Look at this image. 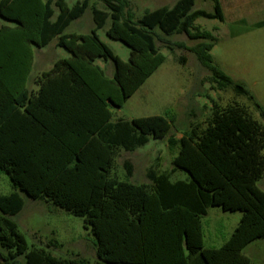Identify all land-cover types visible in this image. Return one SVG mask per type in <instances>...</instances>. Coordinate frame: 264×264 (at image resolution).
Returning a JSON list of instances; mask_svg holds the SVG:
<instances>
[{"label": "trees", "instance_id": "trees-1", "mask_svg": "<svg viewBox=\"0 0 264 264\" xmlns=\"http://www.w3.org/2000/svg\"><path fill=\"white\" fill-rule=\"evenodd\" d=\"M89 1L70 7L66 0H0V16L8 21L0 26V168L16 188L0 194L1 261L22 264L23 257L25 264H90L81 256L63 258L44 247L30 248L11 217L24 206L22 191L82 217L95 236V264H251L243 249L264 238V190L258 186L264 176V124L239 105L216 108L206 127L192 126L180 138L174 134L175 116L112 120L111 106H123L166 60L156 38L172 46L165 36L174 33L201 40L189 48L211 80L248 96L264 116L254 94L214 63L215 35L195 24L199 17L222 20L220 0H213L214 11L194 9L196 0H177L137 20L126 10L128 0H103L106 10L92 6L90 33H66ZM53 4L59 10L56 19ZM108 18L106 34L130 48L128 61L98 34ZM52 40L70 56L57 59L41 75L38 92L31 93L34 48ZM99 59L113 62L112 77ZM168 135L169 144L179 146L171 171L151 169L144 183L111 175L121 149L132 151L150 137ZM125 165L132 174L131 163ZM178 168L189 177L172 180ZM214 206L242 216L221 246L206 247L202 218Z\"/></svg>", "mask_w": 264, "mask_h": 264}, {"label": "rangeland", "instance_id": "rangeland-1", "mask_svg": "<svg viewBox=\"0 0 264 264\" xmlns=\"http://www.w3.org/2000/svg\"><path fill=\"white\" fill-rule=\"evenodd\" d=\"M77 1L66 0L68 6ZM126 8L133 13L134 20L139 19L147 10L169 5L177 0H128ZM224 18L199 17L195 24L203 30L211 31L217 38L211 50L214 63L235 81L242 82L264 108V0H220ZM92 6L107 9L103 0H90L86 12L74 20L65 30L66 33H90L94 26ZM53 19L59 12L57 6ZM194 9L214 11L213 0H196ZM8 23L0 16V26ZM111 24L108 18L104 27L98 30L100 38L122 60L128 61L130 48L120 40L106 34ZM156 31L162 34L159 28ZM172 46H168L159 37L156 43L166 60L144 81L121 107L113 108L112 120L119 118L133 119L142 116H175L174 134L180 138L192 126L206 127L216 108L229 105L244 107L254 118L264 124V116L257 109L254 101L246 95L238 94L232 87L219 88L210 78V71L202 65L197 54L189 47L201 40L190 39L185 33L165 36ZM183 42L188 47H179L175 43ZM35 62L28 81V88L33 86V79L43 70L48 69L58 58L69 56L67 50L52 40L44 47L34 48ZM182 57L185 61H182ZM105 64V62H104ZM114 68L112 61L107 64L106 72ZM173 133V132H172ZM170 133L169 135H171ZM169 135L153 138L135 150L121 149L117 153L111 175L119 180L134 183L149 182L148 172L156 169L169 172L173 168V159L179 146L169 144ZM132 165V174L128 173L125 162ZM187 171L178 168L171 179H187ZM264 190V176L258 181ZM16 190L8 173L0 168V194H9ZM24 206L21 211L11 216L24 233L31 247H48L50 242L59 245L50 246L59 256L73 257L84 254L93 258L95 236L85 227L84 219L52 201L34 199L22 191ZM203 216V234L206 247H219L233 233L242 216L241 211H226L219 206L210 207ZM243 252L251 259V264H264V238L250 242Z\"/></svg>", "mask_w": 264, "mask_h": 264}, {"label": "crops", "instance_id": "crops-1", "mask_svg": "<svg viewBox=\"0 0 264 264\" xmlns=\"http://www.w3.org/2000/svg\"><path fill=\"white\" fill-rule=\"evenodd\" d=\"M224 14V13H223ZM82 17V16H81ZM81 17H79V18H81ZM78 18V19H79ZM77 20V19H76ZM94 27V26H93ZM78 33V32H77ZM68 52V51H67ZM69 53V52H68ZM69 56H70V53H69ZM68 57V56H67ZM59 59V58H58ZM57 59H55L53 62H52V64H51V66L48 68V69H46V70H43L40 74H38L36 77H35V79H33V86H32V88L31 89H29V91L31 92V93H37L38 92V90H39V88H40V77H41V75L44 73V72H46V71H48V70H50L52 67H53V65H54V63H55V61H56ZM34 62H35V59H34ZM97 63L105 70V73H106V75L108 76V77H112L113 76V74H114V68L113 69H110L109 70V72L107 73L106 72V68H107V64H108V62H105V64H104V61L103 60H97ZM30 78V77H29ZM28 81H29V79H28ZM27 87H28V83H27ZM114 107H116V106H111V111L113 112V108ZM119 119H121V118H119ZM118 120V119H117ZM117 120H115V121H117ZM114 121V120H113ZM183 135V134H182ZM177 136V135H176ZM208 212L209 211H207V214H208ZM206 214V215H207ZM204 235V234H203ZM227 240V239H226ZM224 242H225V240H224ZM223 242V243H224ZM205 245V244H204ZM40 248H42V247H40ZM44 248H46V249H48V250H50L51 252H52V254L54 255V256H57V257H63V258H76V257H78V256H81V257H84V258H86V259H88L89 261H90V264H95L96 263V261L98 260V256H97V253H96V247L95 248H93L92 249V251H91V255H93L92 257L93 258H89L88 256H85L84 254H77V255H75V256H73V257H64V256H59V255H57L53 250H52V247H44ZM21 259V263L22 264H25L24 263V258L23 257H21L20 258ZM0 264H3V262L1 261V259H0Z\"/></svg>", "mask_w": 264, "mask_h": 264}]
</instances>
